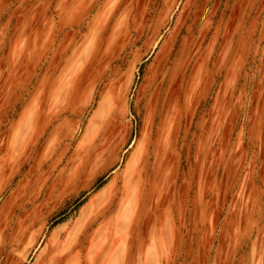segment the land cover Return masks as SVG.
Listing matches in <instances>:
<instances>
[{
	"label": "crops",
	"instance_id": "crops-1",
	"mask_svg": "<svg viewBox=\"0 0 264 264\" xmlns=\"http://www.w3.org/2000/svg\"><path fill=\"white\" fill-rule=\"evenodd\" d=\"M67 2L57 24L39 10L7 45L24 83L2 138L0 264H264L250 203L208 206V143L192 173L188 84L161 73L183 14L144 34L128 27L145 21L138 4Z\"/></svg>",
	"mask_w": 264,
	"mask_h": 264
},
{
	"label": "rangeland",
	"instance_id": "rangeland-1",
	"mask_svg": "<svg viewBox=\"0 0 264 264\" xmlns=\"http://www.w3.org/2000/svg\"><path fill=\"white\" fill-rule=\"evenodd\" d=\"M98 1L95 7L99 9L106 0ZM66 3L67 0H0V31L9 19L11 22L0 38V154L8 106L14 96L22 94L24 83L22 70L15 71L9 58L10 36L30 17L42 15L39 10L44 12V8L48 23L57 24ZM125 3L127 11L138 4L146 13L145 21L136 18L128 22L129 29L143 28L144 34L145 27L153 29L158 17L168 10L172 11L171 24L183 14L175 29L172 53L165 56L171 60L166 65L169 70L161 73L166 77L176 74L177 82L188 84L184 88L186 100L191 98L188 120L192 123L186 143L195 147L192 173L196 174L197 161L204 157L200 148L208 143L204 169L208 174L209 208L246 207L249 202L263 219L264 0H124L123 10ZM69 7L74 8L73 4ZM162 63H166L165 59ZM147 64L138 70V85L152 77L151 65ZM137 100L134 89L131 101L135 112ZM187 107L188 102H184L177 113L185 109L182 112L188 116ZM204 118L207 124H203Z\"/></svg>",
	"mask_w": 264,
	"mask_h": 264
}]
</instances>
